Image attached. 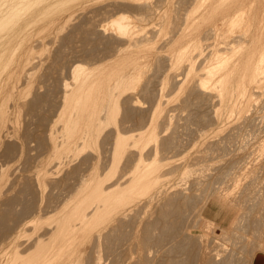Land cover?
<instances>
[{
	"label": "bare ground",
	"instance_id": "1",
	"mask_svg": "<svg viewBox=\"0 0 264 264\" xmlns=\"http://www.w3.org/2000/svg\"><path fill=\"white\" fill-rule=\"evenodd\" d=\"M60 1L0 0V181L12 186L1 184L0 264H264V141L252 132L264 129V6L177 0L171 36L165 20L170 37L164 29L167 41L152 46L165 26L149 20L165 0L89 10L92 0H69L57 17L40 15ZM47 18L73 22L63 41L79 36L84 46L76 64L55 54L42 83L32 73L42 60L32 31ZM141 45L155 48L145 55L154 74L141 68ZM65 61L71 79L62 73L55 92L50 76ZM44 102L62 107L64 120L54 112L31 128L26 119L17 134L14 113ZM70 153L79 158L60 179ZM214 208L227 226L215 223Z\"/></svg>",
	"mask_w": 264,
	"mask_h": 264
},
{
	"label": "rangeland",
	"instance_id": "2",
	"mask_svg": "<svg viewBox=\"0 0 264 264\" xmlns=\"http://www.w3.org/2000/svg\"><path fill=\"white\" fill-rule=\"evenodd\" d=\"M63 1H64V2H63ZM66 1H69V0H62V2H63L64 4L66 3ZM75 1H77V0H74V1L71 0V1H69V3H71V4L74 6ZM161 1H162V0H161ZM170 1H171V4H170V5H168V4L170 3L168 0H167V1L165 0V2H164V1L161 2V3H160V8H159L160 10L158 9L159 11L157 10L156 13L154 14V16H153L152 18H150V20H149V24L152 23V24H151L152 27L148 24L149 27H151V28H153V27L155 28V26H156V28H157V27H159L161 24H163V27H164V26H165V24H164V23H165V20H166V23H167V21L170 22V23L168 22L169 24L167 23L168 26H169V28L167 27V25H166L164 28H162V27L160 26V27H161V28H160L161 30L158 29V28H157V29H158V30H157V29L155 28V29H156V33H158V34H155V35H154V37H153V38H155L154 40H157L158 38L161 39L162 37L166 36V33L168 34L169 31H170L169 34H170V36H171V33H172L171 31H172V30H171L170 26L172 27V24H171V21H170V20H173L174 15H172V13H173V12H177V10L179 9V6H177V4H176V1H177V0H173V2H174L175 5H176V8H174L175 5H174V3L172 2V0H170ZM255 1H257V2L260 1L259 4H257V2L253 3V4H254V5H253L254 8L257 7L256 4L259 5V6L257 7V10H256V9H252V10H255V13H256V12L259 10L258 8H259L260 6H261V7L264 6V0H255ZM262 1H263V3H262ZM72 2H73V3H72ZM77 2H78V1H77ZM91 2H92V3H91ZM91 2L88 1V2H87L88 4L84 3V4H86V6L84 5V6L86 7V8H85L86 10L92 9V7L94 8L95 6H97V4H98V5H99V4L101 5L102 2H103V3L105 2V0H100V1L95 0V2H94V0H92ZM96 2H99V3H96ZM166 2H167V4H166ZM94 3H95V4H94ZM163 3H164V4H163ZM44 4H46V2H45ZM59 4L61 5V1L59 2ZM59 4L57 3V4L55 5V7H53L54 5H50V7H49V6H48V7H46V6L44 7V6H43L45 9L47 8L46 10H43V11H46V12H45L46 14L43 13V11H42V12L40 13V15H41V14H42V15L44 14V19H45L46 15L48 14V11H49V12L52 11L53 13H50V14H51L50 16L53 17V14L55 15V14H56L55 11L57 10V11H58V12H57V15H55V16L57 17L58 14L61 12V10H63V9L61 8L62 5H64V4H62V5L60 6ZM75 4H77V3H75ZM92 4H94L95 6H94V5L92 6ZM165 4H166V5H165ZM261 4H263V5H261ZM58 5H59V6H58ZM77 5H78V4H77ZM77 5H75V6H77ZM82 5H83V4H82ZM87 5H88V6H87ZM173 5H174V7L171 8L170 6H173ZM246 5H247V4H245L244 6L249 8V4H248L247 6H246ZM41 6H42V5H41ZM51 6H52V7H51ZM56 6H58V8H57ZM73 6H72V8H75V7H73ZM90 6H91V8H90ZM162 6H163V7H162ZM43 7L41 8V10L43 9ZM63 7H64V6H63ZM245 7H243V8L245 9ZM49 8H50V9H49ZM87 8H89V9H87ZM161 8H162V9H161ZM173 8L175 9V11H174ZM177 8H178V9H177ZM243 8H242V10H243L242 12H243L244 16H245V14H246L247 12L250 13V11H245ZM248 8H246V10H250V9H248ZM263 8H264V7L260 8L261 11L259 10V12H258L259 14L257 15V18H258L260 15H261V17H263V15H262V14H264V11H263L264 9H263ZM60 9H61V10H60ZM170 9L173 10V11H171ZM41 10H40V11H41ZM59 10H60V11H59ZM169 10H170V11H169ZM77 11H78V13H79V10H77ZM77 11H76V13H77ZM168 11H169V12H168ZM180 11H181V9H180ZM244 11H245V13H244ZM260 12H261V13H260ZM249 13H247L246 16H248ZM169 14L172 15V16H170ZM243 14H242V17L244 18ZM48 15H49V14H48ZM50 16H49V17H50ZM73 16H77V15H75V12H74V14H71V19L69 18L68 20H69V21H70V20L73 21V19H72ZM246 16H245V18H246ZM79 17H80V16L76 17L77 20H75V23H74V24L77 25V23H79V22H78ZM98 17L100 18L101 16L99 15ZM170 17H171V18H170ZM261 17H260V19H261ZM74 18H75V17H74ZM80 18H81V17H80ZM101 18H104V17H101ZM162 18H163V19H162ZM167 18H168V19H167ZM169 18H170V19H169ZM38 19H39V18H38ZM41 19H43V17H41L40 20H41ZM157 19H158V20H157ZM258 19H259V18H258ZM40 20H38V22H35V23H34V24H35L34 27H36V24L38 23L37 25H38V30H39V32H38L37 30L35 31V29H36V28H35V29H34L35 32L33 33V31H32V34H33L32 37L36 36L37 39H40V38H41V40H38V42H39V41H40V42H41V41H42V42L44 41L43 44H41V43L39 42L40 44L38 43V47H37V44H36V46H34V50H36V51H34V53L37 54L38 57H37V56H36V57L38 58V61L42 59V60H41L42 64H41V62L39 61L40 63H39V62H38V63H39L40 65H39V64L35 65V66H36V67H34V68H35V71L32 69V73L35 72V73H34V74H35L34 76L37 78L36 80L39 79L41 82H42V81L45 82V81H44V80H45L44 75H45L46 70H47L46 66L49 65L48 63L50 62V60L52 59V57H54L55 54L60 53V51H61V53H64L65 55H67V54L70 53L69 55H67V57H66V61H67L68 59H70V60L72 59V60H73L72 64H73V63L76 64V63H77V59H81L80 57L76 58V57L78 56V55H75V54H77L76 51L79 50V49H81L82 46H84V44H83V42H82V40H81V37H79V36H77V37L75 36V37L72 39L73 41H72L71 43H70V42H64V41H63L64 33H65V32L67 33L68 31L72 30V29H70V28L74 25V24H73L74 21L72 22V25H71V22H70V24L68 23L69 21H68V22H67V21H63V23L61 22L62 24H61L60 22L58 23L59 20H58L57 22L55 21V22L57 23V24H55L56 26L52 24V26L55 27V28L52 29V30H50L49 28H50V27L53 28V27L50 26V23H47V22H48V21H47L48 18H47L44 22H42V21H43V20H42L41 23L39 24ZM81 20H82V18H81L79 21L81 22ZM153 21H154V22H153ZM159 21L161 22L160 24H158ZM163 21H164V23H163ZM256 21H257V20H255V22H256ZM45 22H46L48 25H47ZM65 22H66L67 24H66ZM103 22H104V21H103ZM259 22H260V23H259ZM263 22H264V21L258 20V23H257V22H256V23H257V24H260L259 26H264V23H263ZM154 23H156V25H155ZM256 23H254L253 26H252V27L250 26V27H251V28H254V26H255ZM262 23H263V24H262ZM43 24H44V25L46 24L45 27H47V28H45V27H44V28L47 29V30L49 29L50 32H49V31L46 32V30H45V29L43 28V26H42ZM59 24H60L61 26H59ZM257 24H256V26H257ZM62 25H64V26H62ZM65 25H67V26H65ZM148 25H146L145 27L147 28ZM154 25H155V26H154ZM39 26H41V29L39 28ZM57 26L62 27L61 30L59 29V27L57 28ZM245 26H246V25H244L243 28H244L245 30H247V26H246V28H245ZM48 27H49V28H48ZM63 27H64V28H63ZM65 27H66V28H65ZM68 28H69V29H68ZM72 28H73V27H72ZM166 28H168V29H170V30L167 31L168 29H166ZM251 28H250V29H251ZM58 29H59V31H58ZM66 29H67V30H66ZM155 29H154V31H155ZM162 29H163V32H162ZM164 29L166 30V33H165ZM244 29H243L242 32H245ZM54 30H55V31H54ZM159 30L161 31V33H160L161 35H159V32H158ZM41 31H42V32H41ZM51 32H52L53 34H52V35H49V33H51ZM57 32H58V33H57ZM36 33H38V35H37ZM44 33H46V34H44ZM55 33H56V35H55ZM66 33H65V34H66ZM163 33L165 34L164 36H163ZM40 34H42L41 36H43V38L45 37L44 40H42V37H39ZM47 34H48L47 38H48L49 36H50V37L52 36L51 38H48L49 40L46 39V35H47ZM169 34L165 37V39L168 40V37H170ZM59 35H60V36H59ZM156 35H157L158 37H157ZM53 36H54V37H53ZM155 36L157 37V39H156ZM159 36H160V37H159ZM38 37H39V38H38ZM58 37L61 38V39H59ZM78 38H79V39H78ZM153 38H151V39H150L149 41H147L146 43L152 41ZM160 39L157 41V43H155L156 41L154 42V40H153V41L151 42L153 45H152V44H151V45H152V46H156L157 44L159 45V43H158L159 41H160V43H161V42H164V40H165V39H163V38H162L161 40H160ZM46 40H47V41H46ZM50 40H51V41H50ZM79 40H81V41H79ZM167 40H165V41H167ZM49 41H50V42H49ZM80 42H81V43H80ZM76 43H78V44H77L78 46H77V45H74V44H76ZM71 44H72V45H71ZM80 44H81V47H79ZM82 44H83V45H82ZM147 45L150 46L149 43H148ZM147 45H146V48L148 47ZM57 46H58V47H57ZM64 46H65V47H64ZM76 46H77V49L72 50V49H73L74 47H76ZM141 46L143 47L144 45H141ZM141 46L138 48V50H139V51H141V50L146 51L145 53H144L143 51H142V52H139V54L141 55V56H140L141 64H142V65H141V68H142V70H144V71L147 69V71H146L145 73H148V74H149V72L154 71V69H153V68H154V60H152V57L149 56L148 59L150 58V59H149L150 61H149V60L146 61V60H147V59H146L147 57H145V55L147 54V56H148V54L151 53V52H148V51H153L152 49H153L154 47H152V49H150V48H151V46H150V48H149V49L147 48L148 50H146L145 47H143V49H142ZM35 47H36V48H35ZM71 48H72V49H71ZM144 48H145V49H144ZM69 49H70V50H69ZM154 49H155V48H154ZM62 50H63L64 52H63ZM65 51H67V54H66ZM73 53H75V54H73ZM64 54H63V55H64ZM71 55H72V56H71ZM42 56H43V57H42ZM68 56H71V57L69 58ZM142 56H143V58H144V57H145V58H144V59L141 58ZM39 57H41V59H39ZM45 57H46V58H45ZM72 57H73V58H72ZM44 59H45V60H44ZM70 60H69V62H70ZM151 60H152L153 62H152ZM66 61H65V64L67 63ZM80 61H81V60H79V62H80ZM79 62H78V63H79ZM147 62L149 63V65H147V64H148ZM151 62L153 63V65L151 64ZM82 63H83V62H82ZM45 64H46V66H45ZM47 64H48V65H47ZM68 64H69V63H67V65H64V66L62 65L63 67L61 66V68H59L60 71H59V69L56 71L57 73H60V72H61L60 74L57 75L56 72H53V73L51 74L52 76H50V81H51V83H50V87H51V89H53V90L56 89L55 92H57V89H58L57 85L59 84L58 82H60V81H58V80L64 78V76H65V74H66L67 71H68V73H69V72L71 73V71H70L71 66L68 68ZM75 64H74V65H75ZM145 64H146L147 66H151L150 69H152V70L148 72V69H149V68H147ZM58 65H59V64H58ZM69 65H71V62H70ZM72 66H73V65H72ZM37 67H38V68H37ZM143 67H144V68H143ZM62 68H63L64 70H63ZM65 68H66V69L68 68L69 70H68V69L65 70ZM45 69H46V70H45ZM61 69H62V70H61ZM142 70H141V71H142ZM42 71H43V72H42ZM58 71H59V72H58ZM63 71H64V72H63ZM65 71H66V72H65ZM38 73H39V74H38ZM62 73H64V74H62ZM70 73L68 74V76H65L64 80L67 78L66 81H70V80H68L69 78L71 79V74H70ZM61 74H62V75H61ZM150 74H154V72H152V73H150ZM150 74H149V75H150ZM40 75L43 76V77H41ZM60 75L62 76V78H61ZM66 75H67V74H66ZM59 76H60V79H59ZM69 76H70V77H69ZM38 77H39V78H38ZM51 77H52V78H51ZM41 79H42V80H41ZM51 79H52V80H51ZM55 80H56V83H58V84H56V83L54 84V83H53ZM47 81H49V80H47ZM50 81H49V82H50ZM43 82H42V83H43ZM52 83H53L54 85H56V86L53 87L54 85L52 86ZM25 89L28 91V88H25ZM27 91H26V92H27ZM41 91L43 92V91H44V88H42ZM42 92H41V93H42ZM44 92H46V91H44ZM44 92H43V93H44ZM52 93H53V91H52ZM175 93H176V92H174V94H175ZM171 94H172V93H171ZM171 94H170V97H171V96H172V97L175 96V100H177L179 94L176 93L177 96L174 95V94H172V95H171ZM173 95H174V96H173ZM172 100L175 102L174 98H172ZM172 100H171V101H172ZM173 101H172V102H173ZM56 102H57V100H56ZM56 102L53 100V103H56ZM57 105H58V104H57ZM49 106H51V105H50V104L48 105V103L44 102V103L41 105V108H39L37 111L33 112L32 114L30 113V115H29V113L26 115L27 112H26L24 109L22 110L21 108H19V109H21V111L18 109V110H17L18 112L14 113V115H13V119H14V120H18V122H19L20 124H22V121H23V120H26V119L29 120V119H30L29 121L33 123V126H32V124H29V126H30L31 128H34L35 125L37 126L36 123H38V122L35 121V119H36V120H39V119L42 120V119H41V116L44 117V115H46V118H47V116H49L48 119H50V120H51V119L53 120V118L51 117L52 115H53L54 118L56 117V115H58V117L60 116V118H61V119H58V117H57L58 120H64V119H62V115L59 114V113H61L60 111H62V109H61L62 107H59L60 109L58 108V110H60V111H58V113H57V111H56V112L54 111V112L56 113V115H55L54 112H51V111L54 109L53 106L50 107L51 109L49 108ZM55 106H56V105H55ZM55 108H57V107H55ZM223 108H224V107H223ZM223 108H222V110H223ZM48 110H49V112H48ZM14 111H16V110H13V112H14ZM222 112H223V114H224L225 109H224ZM49 113H50V114H49ZM119 113H120V112H119ZM17 114H18V115H17ZM33 114H34V115H33ZM15 115H16V116H15ZM22 115H24V116H22ZM31 115H32V116H31ZM38 115H39V116H38ZM119 115L122 116L121 113H120ZM15 117H16L17 119H15ZM27 117H28V118H27ZM32 117H33V118H32ZM50 117H51V118H50ZM223 117H226V116L223 115ZM22 118H23V119H22ZM117 118H118V115H117ZM119 118H121V117H119ZM19 120H20L21 122H20ZM33 120H34L35 122H33ZM54 120H56V119H54ZM30 122H29V123H30ZM58 122H60L59 124H62V121H58ZM19 123H17V126L19 125ZM23 123H24V122H23ZM34 123H35V124H34ZM59 124L57 123V125H58L57 127L60 128V129L58 128L57 132H58V131H59V132H58L57 134H60V133H61V127H60L61 125H59ZM22 126H23V124L20 125V128H21V129H19V126H18V129H17L18 131L16 130V133H17V134L20 133V132L22 131ZM252 132L255 133V134H256V132H257L258 134L260 133L259 135L256 134V135L258 136V139H257V140L260 141V140L262 139V140L264 141V129H260L259 131L256 130L255 132H254V130H253ZM250 133H251V132H250ZM262 137H263V138H262ZM260 138H261V139H260ZM259 139H260V140H259ZM262 140H261V141H262ZM66 155H67V157H66L67 159L64 158V156H66ZM68 156H69V157H68ZM77 156H78V155H77ZM77 156H76L75 154H71V153H70L69 155H68V154L63 155V156H62V157H63V158H62V162H64V161L66 160V161H65L66 163L64 162V165H63V163H60V164L57 165L58 168L55 167L54 170H57L56 173H55V175L57 176V172H59L58 169L60 168L59 165L62 164V165H63V168H62V166H61L62 169H60L61 171H60V173H58V175H59V174H60V175L57 176L58 178H60V176H62V177L60 178V179H62L63 176H65L66 173L68 172L67 170H69V169H71L73 166H75V163H76L77 159L79 158V157H77ZM64 159H65V160H64ZM63 160H64V161H63ZM11 162H13V163H11ZM11 162L9 161L10 165L13 164L14 167H15L16 169H18V171L20 170L19 172L22 173V170H23L24 167H22L21 163H20L19 161H17L16 163H15V161H11ZM9 163H7V164L9 165ZM17 163H18V165H17ZM21 167H22V168H21ZM66 167H67V168H66ZM65 168H66V170H65ZM64 170H65V171H64ZM18 171H17V172H18ZM66 171H67V172H66ZM64 172H66V173H64ZM61 173H63V175H61ZM19 174H20V173H19ZM56 176H55L56 179H55V178H54V179H55V180H59ZM2 180H4V178H2L1 181H2ZM5 180L7 181L6 177H5ZM5 180H4V182H5ZM1 181H0V187H1V184H2V186H4V187H3V188H4V191L7 190L6 188L9 189V187H10L11 185L9 186L8 183H10V182H8V181L5 182V183L7 184V185H6V184H4V183L1 182ZM10 184H11V183H10ZM5 186H6V188H5ZM8 186H9V187H8ZM17 186H18V185H17ZM17 186H15L16 188L13 187V191H12V192L15 193V192L18 190L17 188H19V186H18V187H17ZM11 187H12V186H11ZM3 188L1 187V189H0V191L2 190L1 193H0V194H2V196H3V194H4V192H3ZM49 188H50V187H46V189H47L46 191L50 190ZM2 196L0 197V200H1ZM211 214H212L211 217L213 218V220L215 221L216 224H218L219 226H224V227L227 226V224H226L227 220L224 221V219L221 218L220 215H218V212H217V209H216V208L213 209V211L211 212ZM214 217H216V218H214ZM222 220H223V221H222ZM220 243H221V244H224V246L227 245V244L224 243L223 241H220Z\"/></svg>",
	"mask_w": 264,
	"mask_h": 264
}]
</instances>
